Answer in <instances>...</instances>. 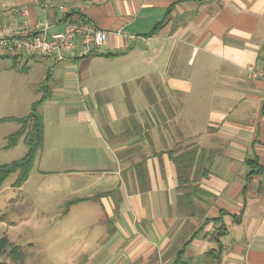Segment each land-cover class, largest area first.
<instances>
[{
    "label": "crops",
    "instance_id": "crops-1",
    "mask_svg": "<svg viewBox=\"0 0 264 264\" xmlns=\"http://www.w3.org/2000/svg\"><path fill=\"white\" fill-rule=\"evenodd\" d=\"M84 1L76 12L124 34L109 33L99 50L114 55L84 63L119 61L121 69L106 76L124 74L114 85H133L89 90L87 72L70 70L78 58H41L50 70L45 102L59 99L54 92L68 94L67 108L77 109L60 105L50 122L40 109L38 171L63 179L62 214L92 202L109 224L78 264H177L179 249L183 264H264V80L246 71L249 64L264 69V0ZM21 8L3 10L0 37L22 28ZM74 89L93 94L89 106ZM99 92L116 95L99 99ZM189 146L211 156L196 183L211 196L194 199V215L177 207L181 190L169 153ZM248 159L262 171L250 173ZM220 215L225 232L217 240L220 222L204 220Z\"/></svg>",
    "mask_w": 264,
    "mask_h": 264
},
{
    "label": "rangeland",
    "instance_id": "rangeland-1",
    "mask_svg": "<svg viewBox=\"0 0 264 264\" xmlns=\"http://www.w3.org/2000/svg\"><path fill=\"white\" fill-rule=\"evenodd\" d=\"M40 1L42 0H0V19L3 16V10H8V8L19 10L26 5L31 11L34 9L32 21L44 20L45 14L42 8L38 7ZM54 1L74 10L82 8L85 3L84 0ZM89 5L86 3V7ZM33 58L37 59L32 60ZM41 58L48 57L36 55L18 61L0 56V119L27 115L30 102L41 95L42 89L38 87V81L40 75L44 76L48 68L47 62ZM78 60L76 67L70 70H78L80 75L81 72H87L88 81L85 85L89 90L112 84L114 86L112 91H116L117 87L125 91L133 85V83L129 86L125 83L117 87L114 85L126 79L124 77L127 76L124 74H120L121 77L106 76V73L110 71L115 72L121 69L119 61L94 58L86 65L87 59L79 58ZM26 64L27 70H22V66ZM74 91L72 95L80 99L81 94L85 97L86 103L88 97L93 95L83 93V89L79 92L75 89ZM53 95V98L58 97L59 99L52 103L45 102L41 108L48 122L55 116L60 105L65 109L69 105L65 103L68 94L58 93L56 96L54 92ZM109 95L116 94L115 92L96 94L99 99ZM80 104L83 105L81 101ZM87 105L89 106L88 103ZM76 109L77 106L67 108L66 111L73 112ZM16 128L18 125L15 122L0 124V164L18 160L25 153L26 146L22 137L14 147H4L6 136ZM15 178L16 173L9 175L0 188V239L5 238L7 241L0 252V264H78L86 251L89 249L92 251L99 245L109 224L105 215L98 211L97 205L92 202L80 203L72 207L67 215L62 214L67 206L59 201L60 198L66 197L65 190L61 187L64 181L55 173H40L37 160L34 162L27 181L21 187L19 186L20 188L12 185ZM13 246L16 247L15 250ZM73 255L76 259L72 258Z\"/></svg>",
    "mask_w": 264,
    "mask_h": 264
},
{
    "label": "trees",
    "instance_id": "trees-1",
    "mask_svg": "<svg viewBox=\"0 0 264 264\" xmlns=\"http://www.w3.org/2000/svg\"><path fill=\"white\" fill-rule=\"evenodd\" d=\"M74 13L78 14L81 20L87 19L83 14L76 12V10H72L70 13H68L67 17H70ZM94 55L111 56L114 54L96 52ZM21 69L27 70V67L22 66ZM49 72L50 70L47 69L46 77L39 85V88L42 89V93L31 103L27 115L22 117L0 119V124L4 122H15L18 125V128L6 136V144L4 147H14L21 137L23 138V142L26 146L25 153L20 159L12 161L11 163L0 164V188L6 178L13 173H16V178L12 185L15 187L21 186L28 179L31 169L34 165L36 155L42 148L44 122L40 109L44 102L50 97L51 90L49 85ZM128 106L129 110H131L129 104ZM169 153L170 158L173 160L178 170V188L181 190V193L177 198V207L180 210H183V208L188 209L187 215H194V199H207L211 196L208 192L200 189L197 185L199 179L203 176L205 177L208 174V168L205 166V164H209L210 162V153L206 150L198 149L196 146L186 147L183 151L176 152L175 154L173 151H170ZM246 162L252 167L250 173H259L262 171V168L257 165L256 160L248 159ZM193 167L195 169L192 175L191 170ZM210 221L220 222V225L213 231L216 232L215 236L218 240V237L222 235V232H225L224 224L221 221V215L213 220H204V224H207ZM6 243L7 241L5 238L0 239V252L3 250ZM12 248L14 250L16 249L14 246ZM181 256L182 249H179L176 252V261L179 262L177 264H183V261H181Z\"/></svg>",
    "mask_w": 264,
    "mask_h": 264
},
{
    "label": "built area",
    "instance_id": "built-area-1",
    "mask_svg": "<svg viewBox=\"0 0 264 264\" xmlns=\"http://www.w3.org/2000/svg\"><path fill=\"white\" fill-rule=\"evenodd\" d=\"M41 8L46 16H57L52 20L45 18L32 21L28 8H21L22 28L0 37V56L23 61L42 55L53 62L69 61L99 52L109 33L124 35L121 30L110 32L89 19L81 20L76 13L67 17L74 9L63 4L45 3ZM246 71L253 78L264 80V69L249 64Z\"/></svg>",
    "mask_w": 264,
    "mask_h": 264
}]
</instances>
